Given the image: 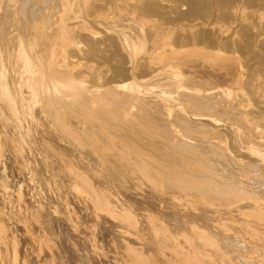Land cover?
I'll list each match as a JSON object with an SVG mask.
<instances>
[{
    "label": "bare ground",
    "instance_id": "bare-ground-1",
    "mask_svg": "<svg viewBox=\"0 0 264 264\" xmlns=\"http://www.w3.org/2000/svg\"><path fill=\"white\" fill-rule=\"evenodd\" d=\"M2 46L5 104L41 96L74 188L52 175L59 212L28 200L23 233L0 217V264H29L21 238L36 264H264V0H0Z\"/></svg>",
    "mask_w": 264,
    "mask_h": 264
},
{
    "label": "rangeland",
    "instance_id": "rangeland-1",
    "mask_svg": "<svg viewBox=\"0 0 264 264\" xmlns=\"http://www.w3.org/2000/svg\"><path fill=\"white\" fill-rule=\"evenodd\" d=\"M103 28H104L103 25H100L97 23L93 27V29L95 31L99 32L98 33L99 36L102 35L101 30H103ZM13 32H15V31H13ZM8 47H9L8 51L10 53H15V51H16L15 48H17V44H14V45L11 44ZM4 48H5L4 46L0 47V52L2 51L4 53V51L6 49V48L5 49ZM0 59L2 60V62L5 60L4 62L7 65L8 71L6 74V79H7V81H9V86L11 87V81L16 80L17 76H15V74L17 72L14 71V69H13L14 66H11L10 59L8 61H7V59H4L2 57ZM104 64H106V66L110 67L112 62L107 61ZM33 65L36 67L39 66V65H35V64H33ZM109 73L107 74L108 81L114 79L113 75L111 73L110 74ZM124 80H127V82H136V83L140 82L142 84V85H140V89H142L143 87H146V86L149 89H153L155 87V85H154L155 81H153V80L147 81V82H142L141 78H139V77H136L135 79L134 78H132V79L131 78H125ZM90 82H87V84H90ZM139 93L140 94H139L138 98H141V97H143L141 99L146 98V96H144V95H146L145 92L140 91ZM4 94L5 93H3V94L0 93V160H1L0 161V212H1L0 217H2L3 221L5 220V224L10 221L9 224H6V226L8 227L9 230H11V233L14 234L15 229L11 228L10 224H12V227L16 228L17 232L23 233V230H21L15 223L18 220V216H15V215L17 213H21L23 216L27 214L26 211H28L30 208V206L27 204L28 200L29 201L34 200V202L37 204H39L40 202H42L43 205L49 204V205H47V207L49 209L50 208L52 209V206L54 205L53 207H56L55 212L58 213L59 212V205L57 204L58 203L57 201H58V198L60 196H62L61 192L65 193L67 195L68 194L70 195L72 190H73L72 188H74V187H73V181L70 178H68L64 172L62 173V169H60V166L58 167V164L53 162L54 159L52 158V156L45 151V144L42 140V135H40V133L44 134V132L48 129L52 130V132L54 133V130L56 129V122H52L51 120L48 119L49 114L47 113V111H42V112L40 111L41 106H42L41 96L33 93L34 97L33 96L27 97V99L25 100L24 106H22V104L19 102V100H17L14 108L9 109L7 107V105L5 104V101L3 100ZM23 94H26V92L24 91ZM142 94H143V96H142ZM14 95L19 96L18 92H16V93L14 92ZM43 96H44V94H43ZM145 103L149 104V102H147V101ZM63 110H64V108L60 109V113H62V115L64 113ZM149 110L150 109H146L145 112L152 114L156 118H158L159 114H161V116H163L162 114H165V112L162 113V111H160V110L156 111L155 113H154L153 109H152L153 111L152 110L149 111ZM13 111L15 114L13 113ZM38 111L40 112V116L38 115ZM159 111H160V113H159ZM166 115H167V113H166ZM17 116H18V118H17ZM61 120L68 125H71V126L74 125V123L71 122L70 118H68L67 116H63L61 118ZM261 124H264V123L259 124V126H258L259 130H260V128H261V130L264 129V125H261ZM262 131H264V130H262ZM55 133H54V138L52 136H51V138L58 141V139H56V138H58L59 136H58V134H56L57 137H55ZM262 135H264V134H262ZM62 138H64V137H62ZM43 139L48 140V137L43 136ZM8 141H10V142H8ZM60 141H62V143ZM13 143H14V145H13ZM58 143L60 145L62 144L63 146H69L70 148L74 147L73 143L71 144L70 142H68L66 140L61 139L58 141ZM81 153H83V152H81ZM71 154H73L72 151L71 152L69 151L68 155L73 157V155H71ZM52 163L54 164V166H53L54 168L51 167ZM52 169H54V172H52ZM55 170H56V172H55ZM58 170L61 171L60 173L62 175L61 176L58 175L57 178H56V176H53V177H55V178H53L52 175H54V174L57 175ZM49 175H51V176H49ZM52 178H53V180L56 179V180L60 181L58 183V187H59V190L61 192L58 191V189L56 187L55 188L57 190H55V188H53L55 184H51L52 182L54 183ZM44 179H45V181H44ZM46 183H49L50 187L48 184L46 186ZM44 190H45V192H44ZM50 192H52V193H50ZM45 193H47V194H45ZM19 194L23 196L22 202L25 201L26 205H24L23 203L19 204L18 202H16L15 195L17 196ZM51 196H52V198H51ZM45 197H47L49 199L48 203H47L48 199L46 200ZM56 197H58V198H56ZM54 200H55V202H54ZM50 203H51V205L53 203V205L51 206ZM54 203H56V204H54ZM16 204H17V206H16ZM49 206H51V207H49ZM18 207L20 209H18ZM74 210H75L74 216L79 217L80 219L83 217L82 212L83 213L85 212L84 214H86V210L80 209L82 211V212H80L79 206H77V205H74ZM15 212H16V214H15ZM4 213H5V219H4ZM61 225L62 224H60V225H57V223L55 224V226H60V227L64 226V225H62V226ZM79 233L83 234V232H79ZM77 234H75L74 236L79 237V234L78 235ZM53 237L56 238L55 235ZM25 238H26V236H25ZM22 239L23 238H21L20 247L24 248L26 255L28 254L27 258H28L29 264L30 263L36 264L37 259L34 257V255H36V253L40 254V256L42 258L43 257L45 258V254H46V258L48 257V255L45 251L40 250L41 253H39L37 248H36L37 250L35 249V251L32 249L33 246L37 247V245H35L34 242L31 243L28 238H26L25 242H23ZM57 240H58V238H57ZM57 240H55V243ZM52 241H54V239H52ZM100 241H103V243H105V242L107 243V241H104L103 239ZM56 246L58 248V242H57ZM106 246H107V244H106ZM29 247H31V249ZM85 247H84V249H85ZM84 252H86L90 256V254H89L90 252L88 250L87 251L84 250ZM43 253H44V255H43ZM56 254L57 253H54V255L57 258H59L60 256L58 254L57 255ZM96 255H97L96 257H95V255H92V257H91V260H93L95 257V259H94L95 262H94V260L92 261L94 264H97V261H99V259L101 261V257L98 258L99 254H96ZM33 259H34V261H33ZM29 260H31V261H29ZM70 262L72 263V260H70Z\"/></svg>",
    "mask_w": 264,
    "mask_h": 264
}]
</instances>
